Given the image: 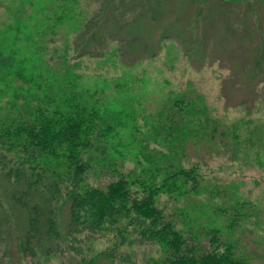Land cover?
<instances>
[{
    "label": "trees",
    "instance_id": "1",
    "mask_svg": "<svg viewBox=\"0 0 264 264\" xmlns=\"http://www.w3.org/2000/svg\"><path fill=\"white\" fill-rule=\"evenodd\" d=\"M197 1L198 13L214 5ZM3 5L0 264L24 255L39 264H264L260 203L207 171L220 155L247 161L251 136L214 115L202 93L152 90L132 71L168 36L140 30V18L159 21L162 0ZM236 19L225 28L232 37L246 31ZM232 37L225 46L241 51ZM259 48L251 78L263 40ZM83 57L120 73L89 75Z\"/></svg>",
    "mask_w": 264,
    "mask_h": 264
},
{
    "label": "rangeland",
    "instance_id": "2",
    "mask_svg": "<svg viewBox=\"0 0 264 264\" xmlns=\"http://www.w3.org/2000/svg\"><path fill=\"white\" fill-rule=\"evenodd\" d=\"M223 2L211 0L214 5L210 11L198 13L197 0H162L163 14L159 21L140 18L139 24L141 34L152 41L160 37L163 27L168 36L161 41L155 56L142 60L132 71L147 79V87L152 90L200 92L214 115L229 123L237 121L240 131L251 136L257 146L248 148L247 161L233 164L227 156L220 155L212 159L207 171L217 175L219 181L233 180L247 198L260 203L264 210V59L251 78L252 60L260 51L259 42L264 41V0H253V12L243 0L235 1L233 6L231 0ZM6 3L7 0H0V14L4 13ZM202 13L214 17L213 26L203 19ZM237 14L242 17L239 22L242 29L245 23L246 31L232 37L225 28L227 24L231 29L230 18L237 22ZM195 22L196 32L191 30V23L195 26ZM226 36L243 49L236 51L233 44L225 46ZM102 64L93 57H83L80 69L92 76L98 71L107 75L120 73L111 63ZM256 151L262 155L260 160L254 157ZM148 246L143 244L140 248ZM19 264L39 263L24 255ZM44 264L58 261L50 258Z\"/></svg>",
    "mask_w": 264,
    "mask_h": 264
}]
</instances>
